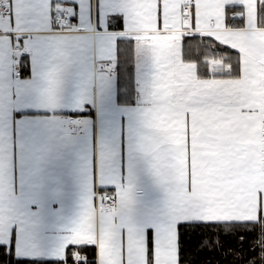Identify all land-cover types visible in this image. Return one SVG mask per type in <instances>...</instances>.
<instances>
[{"label":"snow or ice","instance_id":"obj_1","mask_svg":"<svg viewBox=\"0 0 264 264\" xmlns=\"http://www.w3.org/2000/svg\"><path fill=\"white\" fill-rule=\"evenodd\" d=\"M61 30L91 33L109 47L130 43L144 60L149 78L139 148L166 197L162 210L138 212L131 174L126 185L118 182L107 150L94 151L57 264L69 257L89 264L82 254L88 247L91 264H182L186 233L205 224L237 234L242 244L258 230L264 264V0H14L7 22L0 17V246L20 264L37 255L40 201L27 186L17 191L15 121L10 132L7 119L32 92L45 107L58 104L74 53L45 36ZM187 38H208L199 64L184 59ZM216 45L230 54H218ZM38 56L46 71L17 85L28 71L22 62ZM34 163L27 160L29 170Z\"/></svg>","mask_w":264,"mask_h":264},{"label":"crops","instance_id":"obj_2","mask_svg":"<svg viewBox=\"0 0 264 264\" xmlns=\"http://www.w3.org/2000/svg\"><path fill=\"white\" fill-rule=\"evenodd\" d=\"M7 4L11 11L0 16L5 22L13 13L14 0ZM18 19L24 23L23 15ZM45 39L74 53L59 102L55 107H45L39 94L32 92L9 111L7 126L12 132L15 121L17 191L27 186L40 201L36 206L39 223L34 229L36 258L50 259L78 217L94 151L101 147L107 150L118 182L126 185L131 174L138 212L162 210L166 192L139 148L144 131L141 109L149 78L144 60L136 53L138 102L121 103L118 75L109 69H117V47H109L91 33L71 30L51 31ZM27 63L29 74L20 72L17 85H28L46 71V62L39 56L35 63ZM75 116L82 119L77 130ZM211 134L206 131V135ZM29 158L36 162L30 170Z\"/></svg>","mask_w":264,"mask_h":264},{"label":"trees","instance_id":"obj_3","mask_svg":"<svg viewBox=\"0 0 264 264\" xmlns=\"http://www.w3.org/2000/svg\"><path fill=\"white\" fill-rule=\"evenodd\" d=\"M208 38H187L185 41L184 59L186 62L200 63L206 51ZM218 54H230L231 50L226 47L216 45ZM206 59L216 63V58L209 55ZM21 75L29 74L28 63L22 62ZM117 75L119 86V101L121 103L138 102V84L136 81V52L134 45L126 43L118 48ZM213 239L219 240L218 244H212ZM241 238L237 234H225L222 227L214 224L198 226L195 234L189 230L185 235L187 245L182 253V264H247L249 259H255L259 264V249L256 241L259 239V232L252 231ZM202 241H209V246L204 247ZM255 249V250H253ZM71 249L70 251H74ZM82 254L89 260V264L94 260V249L88 247ZM186 256V259L184 258ZM0 264H20L16 259L15 252H9L0 246ZM29 264H57L53 258H35ZM68 264H74L69 257Z\"/></svg>","mask_w":264,"mask_h":264},{"label":"built area","instance_id":"obj_4","mask_svg":"<svg viewBox=\"0 0 264 264\" xmlns=\"http://www.w3.org/2000/svg\"><path fill=\"white\" fill-rule=\"evenodd\" d=\"M10 11H11V8H10L9 4L5 3L4 0H0V16H3L5 14L9 13ZM75 19L76 18L73 17V21H72L73 23L77 22ZM109 69H110L111 73H115V74L117 73V69L116 68H114V67L111 68L110 67ZM81 120L82 119L79 116H75L74 117L73 121H75L76 130L79 129V126L81 124Z\"/></svg>","mask_w":264,"mask_h":264}]
</instances>
